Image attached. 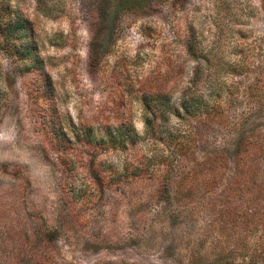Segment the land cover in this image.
Returning <instances> with one entry per match:
<instances>
[{"label":"rangeland","instance_id":"1","mask_svg":"<svg viewBox=\"0 0 264 264\" xmlns=\"http://www.w3.org/2000/svg\"><path fill=\"white\" fill-rule=\"evenodd\" d=\"M189 86L198 114L145 134V96L178 104ZM121 123L152 177L125 178L126 150L106 152ZM180 176L196 228L264 241V0H0V264H186L164 250L179 223L156 201Z\"/></svg>","mask_w":264,"mask_h":264},{"label":"trees","instance_id":"2","mask_svg":"<svg viewBox=\"0 0 264 264\" xmlns=\"http://www.w3.org/2000/svg\"><path fill=\"white\" fill-rule=\"evenodd\" d=\"M18 29V28H17ZM14 28H12V31ZM10 31L7 36L11 37L13 32ZM168 74V73H167ZM165 87L156 91V94L152 96H145L144 109L150 114L146 115L145 118V134L147 131L150 134L153 130L154 120L158 115L165 121L171 114L176 118H188L198 114V106H194L191 101V96L188 94L190 91V86L181 93L180 101L178 104H175L170 101L169 95L165 93ZM186 96V97H185ZM132 130V129H131ZM126 127L124 123H121L114 129L112 133L110 130L106 132L107 136L110 137L109 140L114 141V145L111 146V149H107L106 152L116 151L117 153L125 151L126 155L124 157V163L122 165L121 173L124 174V177L127 178V174L136 175V176H153L155 173L151 171L149 164H143L140 160L135 163L129 162V149L128 145H132L136 142L137 138L136 133L131 131ZM55 138L62 141L68 142V138L62 129H57L53 133ZM172 139L176 136L171 135ZM194 133H187V136L183 137L182 141H174L173 151L171 154L166 156L167 160L174 157L178 158L180 162L181 157H185L189 154L192 144L194 143ZM252 135L248 138H252ZM106 141L104 137L101 136L98 138L92 145L93 147L103 146ZM59 152H66L65 149H56ZM65 154V153H63ZM67 154V153H66ZM239 147L237 148L234 158L237 160L239 158ZM219 160L222 159V156H217ZM62 157H60V160ZM208 159V158H207ZM65 162V161H64ZM173 163V162H172ZM160 166V164H158ZM175 168V167H174ZM168 171H173V167L168 165ZM201 173H205V170H202ZM171 173L168 172L169 176ZM206 174V173H205ZM181 175L183 173L181 172ZM98 187L100 189L107 188V185L110 186V180L107 176L97 179ZM212 181V180H211ZM211 181H197L200 182L201 186L206 187ZM190 180H187L185 176H180L177 179L166 177L163 181H159V188L157 190L156 201L158 203L164 202V213L167 215L168 219L172 221L173 224H177V227L174 230L169 231L167 237V246L164 248L168 253V249L173 251L172 255H176L177 258L180 256L182 261V256L186 258V264H264V241L260 240L253 245L248 247L244 241L235 242L231 244H225L224 241L227 236L234 234V229H224L219 227L215 229L213 225H209L207 230L200 231L196 228V220L194 218L195 214L199 215L197 209L191 205L192 196L194 193L195 186L189 183ZM187 183L193 185L192 187L187 185ZM235 186V185H234ZM191 199L189 200V198ZM72 203V200H69ZM204 210L207 207H203ZM182 222H179L180 220ZM236 218L231 217V222H235ZM41 234V233H40ZM43 236V235H41ZM209 238H211V243L209 244ZM263 238V237H262ZM261 238V239H262ZM203 248H207L203 249ZM206 252H204V251ZM177 252V253H175ZM212 255V256H211ZM42 261V260H41ZM179 262V260H177Z\"/></svg>","mask_w":264,"mask_h":264}]
</instances>
